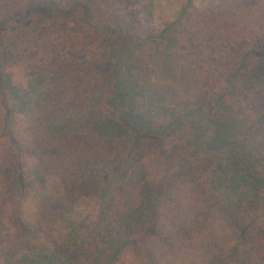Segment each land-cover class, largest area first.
Wrapping results in <instances>:
<instances>
[{"label":"trees","instance_id":"1","mask_svg":"<svg viewBox=\"0 0 264 264\" xmlns=\"http://www.w3.org/2000/svg\"><path fill=\"white\" fill-rule=\"evenodd\" d=\"M153 10L0 0V264H264V0Z\"/></svg>","mask_w":264,"mask_h":264},{"label":"rangeland","instance_id":"2","mask_svg":"<svg viewBox=\"0 0 264 264\" xmlns=\"http://www.w3.org/2000/svg\"><path fill=\"white\" fill-rule=\"evenodd\" d=\"M213 0H195V4L199 8H206L210 2ZM153 4V14L156 24L159 25L162 18L168 17L173 18L177 15L182 7V0H152ZM156 67L158 68L161 75V83L159 84L163 90H167L170 100L175 99V84L172 83V79L168 77L169 67L166 68L163 58H161V53L156 55ZM174 73V69H173ZM259 74L264 76V66L259 70ZM125 123H127L125 121ZM125 132L121 128L116 130L117 134H122ZM126 133V132H125ZM143 170L140 167H136L130 176L124 182V189L120 196L124 199L125 203L128 205H133L136 203L137 199V189L139 184L144 178Z\"/></svg>","mask_w":264,"mask_h":264}]
</instances>
